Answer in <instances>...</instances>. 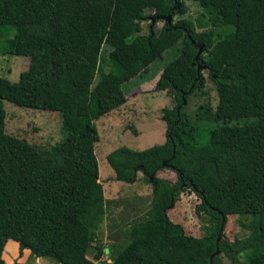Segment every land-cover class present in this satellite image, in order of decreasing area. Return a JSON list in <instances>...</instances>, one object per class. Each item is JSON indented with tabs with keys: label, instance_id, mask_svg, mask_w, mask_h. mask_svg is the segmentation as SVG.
Masks as SVG:
<instances>
[{
	"label": "trees",
	"instance_id": "obj_1",
	"mask_svg": "<svg viewBox=\"0 0 264 264\" xmlns=\"http://www.w3.org/2000/svg\"><path fill=\"white\" fill-rule=\"evenodd\" d=\"M192 1L200 8L193 19H173L186 11L181 0H0V53L29 60L16 81L0 76V255L12 239L35 257L92 264L85 252L104 215L93 121L125 102L123 82L179 41L154 84L173 102L161 113L164 141L105 155L114 180L133 183L137 172L146 179L148 207L142 219L129 220L110 261L100 263L106 253L95 248V264H222L220 253L230 264H264V0ZM146 11L150 27L139 34ZM202 68L219 111L258 115L218 123L200 103L193 119L214 122L200 141L183 108L204 85ZM4 100L58 112L60 139L41 149L6 133ZM161 169L175 175L168 186L156 176ZM184 190L199 199V237L167 215ZM229 214L240 216L245 236H224Z\"/></svg>",
	"mask_w": 264,
	"mask_h": 264
},
{
	"label": "rangeland",
	"instance_id": "obj_2",
	"mask_svg": "<svg viewBox=\"0 0 264 264\" xmlns=\"http://www.w3.org/2000/svg\"><path fill=\"white\" fill-rule=\"evenodd\" d=\"M186 5L183 14L174 15L173 19H193L200 11V8L192 0H181ZM147 18L140 22L139 34L146 33L151 23V15L146 11ZM152 28L157 30L162 21L153 22ZM180 42L166 48L160 57L153 60L147 69L140 75L134 76L121 84L125 95V102L118 107L104 113L95 119L94 125L98 134V140L94 142L93 152L96 160L97 181L101 183L104 197V215L100 226L102 229L120 226V238L117 241L106 245L100 242L98 231L90 242V249L95 253L96 247L108 246L110 254H104L100 260L108 262L112 251H115L120 243L126 238L125 233L129 220L143 218L148 207L151 194L150 184L141 175L136 173V180L133 183H124L113 179V171L105 160V155L119 145H125L133 150H142L153 144L164 141L165 125L161 118L163 108H170L173 104L169 94L165 90H155L154 84L162 67L173 59L179 50ZM102 49L107 52L109 47L105 44ZM28 57L25 55H6L0 53V76L10 82L18 78V73L28 66ZM101 70L108 71L106 64H100ZM205 77L204 85L199 91L192 92L183 111L188 114L191 120L201 129L200 141L206 138L205 129L214 125V122L195 121L193 109L200 103L207 102L215 114V120L227 121L229 123H241L245 119H251L258 114L253 111L235 112L226 114L216 108L217 97L213 83L206 75V70L201 69ZM5 111L4 130L6 133L26 142L45 149L60 139V114L56 111L45 109H32L19 107L11 102L3 101ZM156 176L162 178L165 185H170L175 180V175L168 169H161ZM199 199L190 191H182L174 205L167 210V215L172 222L179 223L186 234L199 237L203 234L202 216L196 215L194 208ZM240 216L229 214L223 228V234L228 240L233 237H243L247 231L242 229L238 222ZM104 222V224H103ZM123 223V224H122ZM98 229V228H96ZM110 255V256H109ZM222 264H230L227 257L220 253ZM34 255L26 254L23 262L35 264ZM41 260H48L40 257ZM13 264V263H12ZM57 264V263H55ZM95 264V262L93 263Z\"/></svg>",
	"mask_w": 264,
	"mask_h": 264
},
{
	"label": "crops",
	"instance_id": "obj_3",
	"mask_svg": "<svg viewBox=\"0 0 264 264\" xmlns=\"http://www.w3.org/2000/svg\"><path fill=\"white\" fill-rule=\"evenodd\" d=\"M101 224V221L98 223V225ZM104 224V222H103ZM123 224V223H122ZM97 225V231H98V236L100 237V242H104L106 243V245L113 243L115 241H117L118 238H120L121 235V231L123 230L120 226H115L112 228H108L109 231H107L106 229H103ZM124 231V230H123ZM108 246H103V250L106 248L108 251ZM95 250V249H94ZM107 253V252H104ZM113 253H115V251H113ZM30 255L28 249H22L21 251L18 249V244L16 241L12 240V239H7L3 245V249L1 251V259L3 261L4 264H25L23 262L25 255ZM94 251L92 249H90L89 247L86 249L85 252V256L88 260L91 261V263L93 264L94 258ZM43 258V257H42ZM34 259V263L35 264H55L54 261L48 259V260H41L40 257H33ZM108 261H110L108 259ZM59 264V263H57Z\"/></svg>",
	"mask_w": 264,
	"mask_h": 264
},
{
	"label": "water",
	"instance_id": "obj_4",
	"mask_svg": "<svg viewBox=\"0 0 264 264\" xmlns=\"http://www.w3.org/2000/svg\"><path fill=\"white\" fill-rule=\"evenodd\" d=\"M166 20H169V15L166 16ZM104 252H107V249H104Z\"/></svg>",
	"mask_w": 264,
	"mask_h": 264
}]
</instances>
